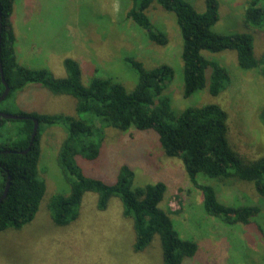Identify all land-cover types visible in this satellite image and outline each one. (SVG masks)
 Masks as SVG:
<instances>
[{"label": "rangeland", "instance_id": "374dc122", "mask_svg": "<svg viewBox=\"0 0 264 264\" xmlns=\"http://www.w3.org/2000/svg\"><path fill=\"white\" fill-rule=\"evenodd\" d=\"M128 1V0H127ZM126 0H15L11 22L16 37L18 62L29 68H46L54 77H64L60 60L68 57L79 65L86 84L93 73L104 74L130 89L135 76L126 56L146 67L168 63L173 79L164 91L176 112L186 106L216 104L227 115L228 140L235 151L247 158L264 152L262 126L257 113L264 107V81L255 69L242 70L234 51L207 52L204 55L222 65L231 77L229 86L218 95L207 89L182 97L181 39L172 13L153 6L152 22L168 37L164 46L149 41L145 31L125 16ZM197 10L205 0H186ZM218 21L211 30L219 34L248 33L253 38V54L264 53V35L246 25V0H217ZM94 69H96L95 72ZM132 88V87H131ZM2 108L45 114L75 115V99L54 95L35 84L18 91ZM152 131L130 129L103 131L99 156L92 161L76 157L83 174L107 184L115 181L119 167L127 165L138 185L161 181L166 193L161 207L171 212L175 230L182 239H193L195 255L181 264H261L264 239L254 224L225 225L207 215L201 193L188 181L183 164L166 157ZM65 137L62 125L45 127L40 138L38 173L45 182V193L35 217L19 229L0 232V264H162L157 237L142 252L134 253L135 234L130 219L122 216L117 198H111L104 211L96 209L97 195L84 193L78 218L66 226H56L47 204L55 193H68L69 186L57 165L56 154ZM200 176L199 180L203 181ZM224 204H250L260 208L256 218L264 229V197L249 182L205 178Z\"/></svg>", "mask_w": 264, "mask_h": 264}, {"label": "trees", "instance_id": "16d2710c", "mask_svg": "<svg viewBox=\"0 0 264 264\" xmlns=\"http://www.w3.org/2000/svg\"><path fill=\"white\" fill-rule=\"evenodd\" d=\"M127 1V0H126ZM15 0H0V65L9 92L0 101V111L22 119L0 117V198L8 182L5 197L0 201V232L7 228L19 229L29 223L38 211L45 193V182L38 173L40 138L45 127L62 125L65 137L57 148L56 161L69 186L68 193L53 194L47 204L52 222L66 226L79 216L84 193L97 195L96 209L104 211L111 198H117L122 216L130 219L135 234L133 252H142L155 237L158 239L162 264H181L195 255L198 244L193 239H182L175 230L171 212L162 208L166 193L164 182L138 185L135 173L127 165L119 167L116 179L107 184L85 176L76 157L95 160L100 154L103 131L113 128L119 132L130 129L152 131L166 157L183 164L190 184L201 193L204 212L231 226L254 224L264 239V229L257 223L260 208L250 204H224L219 201L214 187L205 178L225 179L252 184L256 193L264 197V152L247 158L233 149L228 140L227 115L216 104L186 106L175 111L164 91L173 79V68L168 63L146 67L142 61L126 56L135 76L132 88L104 74L93 73L88 83L81 81V70L76 61H61L64 77L56 78L46 68H29L18 62L16 38L12 22ZM125 16L145 31L150 42L164 46L167 35L151 20L150 9L155 5L175 17L181 39L182 97L188 98L198 90L207 89L218 95L231 83L228 71L204 55L207 52L234 51L242 70L255 69L264 81V53L253 54V38L248 33L219 34L211 30L218 21L217 0H205V9L197 11L186 0H128ZM246 25L264 35V0H246L243 11ZM94 69L93 72H95ZM35 84L54 95H68L75 99V115L45 114L18 109L9 113L2 106L15 99L18 91ZM4 85L0 77V96ZM264 141V107L257 113ZM34 119L37 132L31 141ZM29 149L21 153L28 148ZM203 181L199 180V177ZM264 264V255L261 261Z\"/></svg>", "mask_w": 264, "mask_h": 264}, {"label": "water", "instance_id": "95a60500", "mask_svg": "<svg viewBox=\"0 0 264 264\" xmlns=\"http://www.w3.org/2000/svg\"><path fill=\"white\" fill-rule=\"evenodd\" d=\"M0 21H1V15H0ZM0 31H1V24H0ZM0 77H1V81H2V83L4 85V91H3V93L0 96V101H1L2 99H4L6 97V95L9 92V87L6 84V82H5L4 78H3V75H2V67H1V65H0ZM0 117L5 118V119H22V118H25L24 116H17V115H14V114H8V113H4V112H1V111H0ZM37 127H38V123L34 119V126H33L32 134H31V141L33 140L34 136L36 135ZM31 141H30V143L28 145V148L26 150L22 151L21 153H24V152H26L29 149V147L31 145ZM7 189H8V182L6 183V186H5V189L3 191L2 196L0 198V201H1V199L3 197H5Z\"/></svg>", "mask_w": 264, "mask_h": 264}, {"label": "crops", "instance_id": "0c3cea01", "mask_svg": "<svg viewBox=\"0 0 264 264\" xmlns=\"http://www.w3.org/2000/svg\"><path fill=\"white\" fill-rule=\"evenodd\" d=\"M16 38V37H15ZM60 61H62V60H60Z\"/></svg>", "mask_w": 264, "mask_h": 264}]
</instances>
